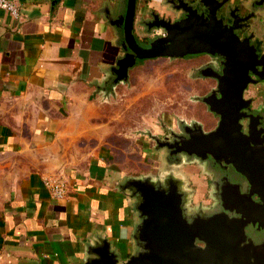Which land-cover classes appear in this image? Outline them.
Wrapping results in <instances>:
<instances>
[{
	"label": "crops",
	"instance_id": "1",
	"mask_svg": "<svg viewBox=\"0 0 264 264\" xmlns=\"http://www.w3.org/2000/svg\"><path fill=\"white\" fill-rule=\"evenodd\" d=\"M127 1L18 0L20 17L0 9V264H85L105 244L126 260L139 249L129 177L106 151L71 155L95 117L91 100L114 88L124 36L113 21ZM151 10L173 15L167 0H137L141 37ZM47 177L67 181L64 198Z\"/></svg>",
	"mask_w": 264,
	"mask_h": 264
},
{
	"label": "water",
	"instance_id": "2",
	"mask_svg": "<svg viewBox=\"0 0 264 264\" xmlns=\"http://www.w3.org/2000/svg\"><path fill=\"white\" fill-rule=\"evenodd\" d=\"M198 2L208 9L207 14L200 13L188 0H179L178 8L187 12L181 19L172 21L155 14L154 26L165 29L166 35L143 47L134 32L137 0H128L126 12L113 21L123 30L125 50L114 72L117 81L126 80L137 59L183 58L200 53L223 57V73L217 75L221 96L212 94L204 98L210 110L220 116L219 125L208 133L196 128L189 132V138L181 136L180 150L200 158L211 155L226 160L248 179L251 190L248 201L239 209L242 217L218 213L188 222L183 214V194L177 186L166 190L157 187L151 176L131 177L130 186L140 193L136 208L144 216L135 234L143 249L121 260L105 244L97 257L85 264H264V245H260V252L251 244L241 245L247 224L264 225V146L255 140L253 126L244 133L240 121L248 116L242 111L249 107L243 93L252 80L249 70L257 63V54L249 40H242L235 32L240 26L236 14L232 24L219 17L218 9L225 0ZM253 194L261 202H255Z\"/></svg>",
	"mask_w": 264,
	"mask_h": 264
},
{
	"label": "rangeland",
	"instance_id": "3",
	"mask_svg": "<svg viewBox=\"0 0 264 264\" xmlns=\"http://www.w3.org/2000/svg\"><path fill=\"white\" fill-rule=\"evenodd\" d=\"M198 62L160 57L133 67L126 81L91 100L90 112L95 117L86 124L87 132L71 155L86 161L94 151H106L108 162L130 178L164 176L172 168V174L182 182L189 204L195 208L208 204L212 190L207 188L205 165L194 160L191 164L169 167L162 158L164 152L154 141L171 129L179 131L181 119L191 120L205 109L196 97L207 91L203 86L206 79L194 80L187 74ZM263 89L260 86L257 97V87L248 92L255 97V106L264 103Z\"/></svg>",
	"mask_w": 264,
	"mask_h": 264
},
{
	"label": "flooded vegetation",
	"instance_id": "4",
	"mask_svg": "<svg viewBox=\"0 0 264 264\" xmlns=\"http://www.w3.org/2000/svg\"><path fill=\"white\" fill-rule=\"evenodd\" d=\"M188 1L189 4L198 7L200 13H208V9L200 4L198 0ZM225 1L224 5L218 9L219 17H224L226 23L232 24L236 18L233 16L236 14L240 26L235 32L242 40H249L250 45L254 47V51L257 54V63L249 70L252 80L249 82L243 93L244 98L249 101V107L243 108L242 111L246 112L248 116L241 118L240 121L243 125L242 130L244 133H248L251 126H253L255 140L264 146V103L255 106V97L248 95V92H251L253 86L257 87L256 97L260 95V86L264 88V0H243L239 3H232L231 0ZM167 5L173 15L161 14L158 11L151 10L148 16H143L138 21L139 25L142 26L145 32L142 37L136 34L134 27L137 41L141 46L149 47L155 38L166 35V31L163 28H161L162 32L160 33L156 31L158 27L154 26L156 21L155 14H159L160 17H165L172 21H176L186 16L187 12H185L183 8H178L179 0H167ZM233 10L235 12H233ZM136 23L137 20L135 21V24ZM161 58L200 61L195 63L187 74L194 80L206 79L207 83L203 86H205L204 88L207 91L204 92L202 96L196 97V100L200 101L205 109H203L201 113H198L197 117H191V120L187 121L181 119L178 123L179 131L171 129L162 138L155 137L154 141L159 151L164 152L162 158L169 167L191 164L194 160H199L205 165V170L208 174L207 178L209 180V186L207 185V188L211 187L212 201H209L208 204H204L202 208H195V206L192 207L189 204L187 194L185 193L186 191L182 189V182L172 174V168H168L164 176H159V174L150 176L154 179L157 187L166 190L175 188V186L178 187V190L183 194V214L188 222H193L201 217H210L218 213H226L230 218H241L242 213L239 212V209L243 208L245 202L248 201V195L251 190V184L248 179L226 160L217 159L211 155L207 158H200L196 155H189L185 151L180 150L181 136L189 138V132L196 128H201L205 133H208L215 130L219 125L220 116L210 110L209 105L206 104L204 98L212 94H216L218 97L221 96V93L218 90L219 80L217 75L223 73V57L217 54L200 53L187 55L183 58ZM146 60L149 59H137V62L133 67ZM132 68H130V70ZM116 79L117 74L113 78L112 86H116L118 83L127 80L117 81ZM261 95L264 98V89L261 91ZM130 179V177L126 178L122 183V187L131 194L137 204L140 201V193L137 192L136 188L133 189L130 186V183L128 182ZM252 198L255 202H261V199L256 194H253ZM139 216L141 223L144 216H141L140 213ZM245 233L246 237L241 245L246 246L251 244L258 247L260 252V245H264V225L261 226L259 222H250L245 226ZM197 243L205 246V243L202 241L197 240ZM139 244L140 243L138 242V250L143 249Z\"/></svg>",
	"mask_w": 264,
	"mask_h": 264
},
{
	"label": "built area",
	"instance_id": "5",
	"mask_svg": "<svg viewBox=\"0 0 264 264\" xmlns=\"http://www.w3.org/2000/svg\"><path fill=\"white\" fill-rule=\"evenodd\" d=\"M0 9H4L14 15L20 17L21 9L18 0H0ZM158 33L162 32L161 28L156 29ZM45 185L50 189L53 196L62 199L68 192L67 181L58 177H47L44 179Z\"/></svg>",
	"mask_w": 264,
	"mask_h": 264
}]
</instances>
